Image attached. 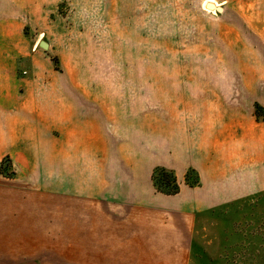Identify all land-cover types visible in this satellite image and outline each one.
Returning a JSON list of instances; mask_svg holds the SVG:
<instances>
[{"label": "rangeland", "instance_id": "rangeland-1", "mask_svg": "<svg viewBox=\"0 0 264 264\" xmlns=\"http://www.w3.org/2000/svg\"><path fill=\"white\" fill-rule=\"evenodd\" d=\"M8 15L28 45L43 34L60 77L36 105L33 168L0 178V264H264V170L228 171L220 197L190 214L184 196L219 186L146 206L106 199L114 177H141L147 163L182 182L171 149L183 132L201 143L203 113H252L264 97V0H0ZM227 122L229 136L240 131Z\"/></svg>", "mask_w": 264, "mask_h": 264}, {"label": "crops", "instance_id": "crops-1", "mask_svg": "<svg viewBox=\"0 0 264 264\" xmlns=\"http://www.w3.org/2000/svg\"><path fill=\"white\" fill-rule=\"evenodd\" d=\"M28 3L29 0H27V5ZM24 27L13 15L0 16V162L9 155L16 168L15 178H7L0 174L1 179H23L33 168V160L28 156L29 147L32 146L30 138L35 135L32 122L37 120L41 123L43 119L42 109L40 114L36 105L42 106L46 101L45 96L47 102L51 100L48 94L51 90L57 89L56 83L60 77L59 71L52 64L48 49L44 50L39 45L43 34L40 35L37 43L33 41L34 46L32 47L27 43L26 36L29 40L31 36L24 31ZM64 101L62 99L55 108V113L58 112L55 115L60 124V136L66 134V124L71 119ZM256 103L264 108V97L258 94L253 100L250 115L235 112L230 115L229 120H226L225 113H203L204 139L195 149L194 140L188 133L185 135L183 132L178 136L181 144H175L171 149L176 164H181L176 169L182 179V182L179 181L180 192L175 194L176 197L185 195L184 186L192 190L201 187L203 189L206 184L219 186L208 188L203 194L194 191L196 195L184 196L186 200L180 208L187 210V213L189 211L193 213L198 208H205L208 203L220 197L223 191L221 187L225 185L228 171L240 170L241 172V170L250 169L252 172L250 176L256 179L259 171L264 170V120L256 117ZM206 110L204 109L203 112ZM36 112L39 114L38 117ZM187 117L191 116L187 115ZM206 117L208 118L205 119ZM214 118L219 127L208 135L212 124L207 125L206 121H213ZM221 121L238 123L240 131L229 136L227 134L228 122L221 123ZM213 125L215 127L217 123ZM206 136L214 137L206 141ZM155 165L147 163L140 166L139 169L144 170L141 177V174L135 170L132 174L128 172L127 175L122 172L120 177H114L112 187L106 190V199L109 202L120 201L123 204L132 203L140 206H146L150 201L160 200L162 194L155 189L152 181ZM190 167L194 168L199 175L200 183L197 186H190L185 181L186 172ZM239 175L240 173L237 174ZM240 177L242 178L243 174Z\"/></svg>", "mask_w": 264, "mask_h": 264}, {"label": "trees", "instance_id": "trees-1", "mask_svg": "<svg viewBox=\"0 0 264 264\" xmlns=\"http://www.w3.org/2000/svg\"><path fill=\"white\" fill-rule=\"evenodd\" d=\"M26 33L27 28H26ZM52 61L54 62V65L56 66V69L58 67V59L57 57H53ZM255 114L256 117L260 120H264V108L256 103L255 105ZM11 158L9 155L5 156L2 161L0 162V174L4 177L11 178L15 177L16 172L12 166ZM152 181L154 184L155 189L158 192L172 195L176 194L180 191V183L178 182V178L173 170L167 169L164 166H157L154 168L152 173ZM185 181L190 186H197L200 183L199 175L197 171L190 167L188 168L185 176Z\"/></svg>", "mask_w": 264, "mask_h": 264}, {"label": "water", "instance_id": "water-1", "mask_svg": "<svg viewBox=\"0 0 264 264\" xmlns=\"http://www.w3.org/2000/svg\"><path fill=\"white\" fill-rule=\"evenodd\" d=\"M210 6H212V5L210 4ZM217 10H222V8H218ZM39 45H40L44 50H47V49H48V46H49L48 42H46L45 40H41V41L39 42Z\"/></svg>", "mask_w": 264, "mask_h": 264}, {"label": "bare ground", "instance_id": "bare-ground-1", "mask_svg": "<svg viewBox=\"0 0 264 264\" xmlns=\"http://www.w3.org/2000/svg\"><path fill=\"white\" fill-rule=\"evenodd\" d=\"M210 4H211V3L207 4V7L212 8L213 5L211 4L212 6H210ZM220 8H221V7H220Z\"/></svg>", "mask_w": 264, "mask_h": 264}]
</instances>
